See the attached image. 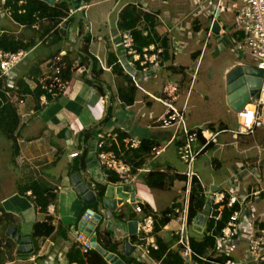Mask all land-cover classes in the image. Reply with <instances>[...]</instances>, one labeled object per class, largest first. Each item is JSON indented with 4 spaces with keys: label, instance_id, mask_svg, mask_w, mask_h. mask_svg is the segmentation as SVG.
I'll return each mask as SVG.
<instances>
[{
    "label": "crops",
    "instance_id": "0c3cea01",
    "mask_svg": "<svg viewBox=\"0 0 264 264\" xmlns=\"http://www.w3.org/2000/svg\"><path fill=\"white\" fill-rule=\"evenodd\" d=\"M59 1L61 0H56L52 5ZM85 1L86 7L77 10L72 15L73 18L69 21L67 29L56 32L51 41L36 47L29 57L18 66L16 70L18 77L23 75L27 77L26 80L18 81L20 86L18 95L23 97L24 102L10 103L2 109L0 114V243H2L1 247L6 245L0 252V264H69L73 262L79 264L80 256L85 252L82 250L81 244L76 241V234L84 229H81L80 223L87 209L102 214L96 228L99 226L100 242L108 249L99 243L96 236L97 243L105 250L117 255L124 264H172L173 257H169L171 253L179 254L183 258L178 235L175 234V230L180 225L178 220L170 218L169 222L162 226L157 233L154 232L158 248H150L149 252H146L141 245V233L138 231L129 232V222L139 220L143 214H152L155 223H158L162 218L160 214L169 209L173 202L178 201L177 198L170 204L169 200L173 196L167 200L168 195L163 192L176 191L179 182H183V187L184 178L172 179V174L183 175V173L177 172L169 161L165 162V159H162V156L152 158L151 154H147L143 164L132 171V174L135 175L133 178L124 179L117 175L118 179L113 180L107 169L99 163L96 134L97 132H110L117 138V141L112 137L108 138L104 149L114 150L118 153H120L123 141L120 135L123 134L124 137H135L140 141L142 139L155 141L159 145H166L168 150L173 143L169 141L175 128L164 127L158 122L166 107L162 103L165 107L164 110L152 114V117L149 116L148 109H152L158 102L153 96H160L164 86L170 82L180 84L181 102L187 100L188 109L189 103L192 101V87L190 92L189 88L194 80L192 77L187 85L188 71L192 70L195 61L198 60L197 65L199 64L202 50L191 48L184 53V56H190L191 60L187 63L179 62L177 60L178 51H182L185 47L181 40L176 39L175 31L181 29L180 32L184 33V29L190 28L189 35H193V30H200L202 24L199 18L186 21L188 15L179 19L173 14L172 8L165 9L164 5L162 9L159 8L158 11L152 12L150 4L155 0H150V2L148 0H144V2L138 0ZM201 1L204 0H194L195 5H193L192 11L200 12L202 10ZM164 2L166 3L168 0H164ZM235 2L237 1H233V3ZM220 3L223 4L225 10L219 11ZM233 3L228 5L225 0H218L214 4V12L207 27V35L213 36L216 41L208 44L207 50H211V62L214 67L209 71V74L213 72L211 76H216L221 72L227 90V108L235 115L238 126L240 121L238 111L245 107H251L252 99L239 107L236 106L239 102L238 96L233 97L230 101L231 92L228 91V88L230 84H234L233 81L237 77L229 81L228 75L238 66L250 70L257 67L256 60L253 63L249 60H238L244 53L236 51L238 50L236 41L242 38V33L237 28L236 31H231V26H228L227 29L225 22L219 18L222 13L233 9L235 11ZM79 4L83 5L82 0ZM75 5V0H71L70 7L76 8ZM4 9L8 15L7 8L4 7ZM163 9L164 12H162ZM4 16L6 15L3 12L0 16V35L7 33L24 44H35L43 37L44 28H53L48 19L43 20V28H36L12 17L16 28L8 29L2 25ZM135 18L136 20H134ZM44 21H48V24L45 25ZM132 24L134 28L127 29L138 32L135 36L138 48L147 46L148 39L149 43L159 41L164 47V66L161 70L168 71V80L160 85L158 78L150 80L156 76V72L139 74L140 86H136L134 102L128 104L120 95L128 97L125 90L131 76L124 72L119 61L126 63L129 56L121 44L119 34L125 29L124 26ZM188 46L189 44L186 47ZM232 48L235 52L230 55L228 50H232ZM59 51L68 53L74 68L63 94L59 95L56 90H53L50 96L43 92L39 78L46 70L50 54ZM232 57L234 61H232ZM114 66L115 68H113ZM78 73L80 74L78 75ZM257 77L255 76V78ZM98 86H102L104 91L101 92ZM248 90L246 88L245 94ZM44 94L48 98V104L41 105L40 97ZM200 103L198 99L193 98V107ZM218 126L227 127L223 121L219 125L211 122L204 127L199 124H193L190 127L216 128ZM91 127H94L93 131H88L87 129ZM228 134L231 135V133ZM84 135H86L85 138H83ZM231 137L232 140L229 137V140L223 144L234 147L240 153L234 157L228 154L227 161L226 157L224 158L225 165L229 166L234 174L230 180L228 177L226 179L229 183L228 189H252L258 185L256 171L259 169V173L264 174V126L257 128L253 134L241 135L237 139L232 135ZM215 147L217 148V144L210 145L205 151ZM135 149L137 148L122 155L133 167L140 160L131 155ZM75 151H78L79 155L71 157L70 154ZM222 161L216 158L212 160V163L219 166L223 165L224 161ZM247 163L251 165L247 166ZM209 166L211 164L205 161L204 167L209 168ZM141 168L145 169V173L139 172ZM153 171L165 173V185L163 188L152 187L161 190V193H151L150 196H147L143 190L139 191L135 184L140 176L141 180L146 178V183L150 186L148 174ZM75 173H79L82 181L96 192V187L99 185L105 186L106 191L109 186L122 188V196L114 195L115 199L122 202L117 203L112 209L111 217L107 215L108 207L104 204H99V202L89 204L83 199L72 178ZM219 184L213 183L212 188H220ZM182 187L177 190L178 195L181 194ZM206 188L208 189L207 186ZM48 193H55L57 197L49 202L47 211H44L39 197L46 200L45 197ZM136 200L141 202L144 213L137 211ZM261 205L263 206L261 211L255 202L248 205L249 219L243 220L241 238L232 251L234 255L238 247L243 245L241 243H244V246L239 249L238 257L235 256V259L239 260L241 264H257L252 262L247 254V246L251 223L256 225L257 229L264 227L262 216L264 201ZM222 210V208H215L213 214L221 215ZM49 218H52L55 227L53 232L49 236H35L33 229L36 222L47 221ZM210 218L214 217H209L204 206L202 212L189 224L190 241L192 238L198 242L203 241L204 236L208 233L207 223ZM96 228L91 230V233L88 234L89 237L95 234ZM14 229H16V234H21L22 237H31L32 251L26 253L18 251L20 242L8 234V231L12 233ZM127 242L130 243L128 247ZM110 246L116 251L109 250ZM160 246L162 252L159 251ZM211 247L209 246L204 252L199 253L206 254ZM213 254H218V252L214 251ZM183 260L185 261L184 258ZM107 261L109 264H114ZM183 264H187V262L185 261Z\"/></svg>",
    "mask_w": 264,
    "mask_h": 264
},
{
    "label": "built area",
    "instance_id": "2783aa9c",
    "mask_svg": "<svg viewBox=\"0 0 264 264\" xmlns=\"http://www.w3.org/2000/svg\"><path fill=\"white\" fill-rule=\"evenodd\" d=\"M7 0H1V3H6ZM27 0H20V4H25ZM86 3L77 8H70L68 15L72 16L81 8H85ZM237 18V29L241 31L242 38L236 41V46L243 52L251 53L256 59V73L261 72L257 79L259 87L256 93L249 97L252 99L250 106L238 111L240 121L236 128L220 127V128H191L187 122V100L181 102L182 90L177 82L166 84L160 96H153L154 99L163 103L166 107L165 112L159 117L158 122L164 127H174L175 131L169 142H173L177 146V153L182 162L186 164L184 175V186L182 189V197L178 201L172 203L171 207L160 215L170 218H175L180 225L175 230L178 235V242L181 246V255L187 264H202L209 262L211 264H241L235 259L232 251L236 248L241 238L242 222L249 219L248 205L250 203H258L264 201V174L256 171L258 185L252 189H207L200 180L198 174L194 170L196 159L210 146L218 144L220 136L223 133H231L234 138H239L241 135L253 134L257 128L264 126V0H237L233 3ZM219 11L225 10L222 3L218 5ZM11 17V11L7 8ZM20 13L25 12V8L18 10ZM14 18V17H13ZM32 26L39 28L40 23L47 18H39ZM41 20V21H40ZM217 20V18H215ZM69 21L68 18L54 24L51 22L52 29H43V37L31 45L29 48H20L18 50H6L0 47V114L3 108L10 103H23L24 99L18 95V81L26 80L25 75L18 77L16 70L18 66L25 61L31 52L40 44H47L53 39V35L60 30H64V24ZM215 23V22H214ZM44 26L42 25V28ZM214 25L212 26V28ZM68 28V27H67ZM120 40L129 59L126 63L119 61L122 68L134 80L136 86H140V74H151L160 70L164 66V47L159 41L151 42L143 48L136 46L135 35L132 29H125L120 32ZM73 69V63L68 57L66 51L52 52L48 58L46 70L39 78V82L44 86L49 87V91L56 90L59 95L63 94L67 86V81L64 78L66 69ZM251 76H253L250 73ZM257 76V75H256ZM255 77V76H253ZM189 88V92L191 90ZM252 91V88H249ZM248 100V101H249ZM41 105L48 104V98L44 94L40 97ZM94 127L87 129L93 131ZM87 131V132H88ZM86 134V133H85ZM86 135L83 136L85 138ZM117 138L112 136L110 132H97L96 145L99 149L98 158L101 166L107 171L115 173L124 179H131L133 175V165L128 163L122 155L138 148L141 141L135 137H124L120 153L114 150L104 149L108 138ZM234 144V143H233ZM236 145V143H235ZM166 145L156 144L152 146V158H158L166 149ZM79 152L75 151L70 154L71 157L78 156ZM250 166L251 164H246ZM144 168H141L143 170ZM139 172H141L139 170ZM195 179L200 183L207 200L205 203V211L209 217L223 219L225 225L221 232L216 235L215 245L209 249L206 254L197 252L191 245L188 228L190 224L189 207L191 203L193 185ZM135 201V200H134ZM137 201L136 209L139 213H144L142 204ZM139 202V203H138ZM215 208H222L221 215H214ZM87 209L83 219L93 223L94 228L99 224L101 217L95 213H101ZM53 211V208H52ZM1 214V213H0ZM155 218L152 214H143V217L138 220L137 231L141 233V245L149 252L150 248H158L157 241L154 237ZM93 228V229H94ZM86 228L80 230L76 234V241L81 244L82 250L87 253L91 249H95ZM34 232V229H33ZM248 234V255L252 262L261 264L264 262V227L258 228L251 223ZM91 233V230H90ZM95 235V234H94ZM217 251L218 254H213ZM220 256L225 257L223 261H219ZM69 264H77L75 262Z\"/></svg>",
    "mask_w": 264,
    "mask_h": 264
},
{
    "label": "rangeland",
    "instance_id": "374dc122",
    "mask_svg": "<svg viewBox=\"0 0 264 264\" xmlns=\"http://www.w3.org/2000/svg\"><path fill=\"white\" fill-rule=\"evenodd\" d=\"M141 2H144V0H138ZM150 2V0H148ZM228 5L232 4L233 1L237 0H225ZM218 0H204L201 1V11L200 12H195L192 11L194 0H168V2H164V0H155V2L150 4V9H152V12L158 11L159 8H164L167 9L172 8L173 9V14L178 17L179 19H182L183 16L188 15V18L186 21H189L193 18H199L201 21V28L198 31L193 30V35H189L190 33V28L184 29V33L180 32L178 29L175 31V34H177L178 40H181L184 49L182 51H178V58L177 60L181 63H187L191 60L190 56H184V53L189 51L191 48L197 49V50H202V56L200 58V62L198 63V60L195 61V65L192 67V70L188 71L189 72V78L187 81V85H189L191 78L194 77L193 83H192V90H191V97L192 101L189 103V107L187 109V118L190 126H193V124H199L204 126H207L209 123H215L216 125H219L222 121L227 125V127L230 128H236L237 124L235 121V115L231 111L228 110L227 108V102H226V87L224 85V79L221 77V72L217 73L216 76H211L209 74V71L213 70V64L211 62V50H207L208 44L215 43L216 39L213 36H208L207 35V27L209 25V22L212 18V14L214 12L213 6L216 4ZM6 16L2 19V25L6 26L8 29H14L16 26L13 23V18L10 16V14L7 15V12L4 9V4L1 3L0 0V16H2V13ZM164 12V9L163 11ZM219 18L225 22L226 28L228 29V26H231V31H236L237 28V18H236V13L233 10L228 11L226 13L220 14ZM181 23V22H179ZM44 24L47 25L48 21H44ZM143 25H145V22H143ZM39 28H42V23H40ZM177 29V28H176ZM189 44L188 47H186ZM238 53H240V49L236 50ZM230 55H233V52H235L232 48V50H228ZM238 60L241 61H246L249 60L252 63L256 60L255 57L249 53V52H244L242 57H239ZM232 61H234V58L232 57ZM170 63V62H169ZM162 69V68H161ZM158 70L156 73V76L152 79H157L160 82V85H162L164 82L168 80V71L164 69L163 70ZM196 69V72H195ZM216 71V70H215ZM80 73H78L79 75ZM193 98L198 99L201 103L197 104L196 107H193ZM160 102V101H158ZM156 102L154 107L152 109H148L149 111V116L152 117V114L162 112L164 110V105L160 102ZM149 107V106H147ZM142 117V116H141ZM159 128V126H158ZM220 128V126L216 127ZM232 137L230 134H222L220 136V144H217V148H211L202 153L195 161L194 163V170L197 174H199L201 180L203 183L208 187L209 190L213 189L212 185L213 183H220L218 186L222 189H228L229 188V183L227 182V177L230 180L232 178L233 172L229 168V166L225 165V160L224 158L226 157L227 161V155L230 154L234 157V155L240 153L237 152L234 147L232 146H227L226 143L228 138ZM235 140V139H234ZM167 150V149H166ZM242 154V153H241ZM243 155V154H242ZM162 156V159H165L166 161H169L176 169L177 172L184 173L186 171V164L182 162L181 158L179 157L177 153V146L172 143L168 150L165 152H162L160 157ZM159 157V158H160ZM219 159L223 160L224 163L223 165L216 166L215 164L212 163L213 159ZM205 161L208 162V164H211L209 168L204 167ZM222 161V162H223ZM229 168V169H228ZM145 169L141 170V173H145ZM260 172V171H258ZM140 177V176H139ZM137 178L138 181H136V187L138 188L139 191L143 190V192L147 195L150 196L151 193H161V190L159 189H153L146 183V178L140 179ZM140 179V180H139ZM183 182H179V187L176 188V191L171 190V191H165L166 195H168L167 200H169V197H172L169 202L170 204L178 198L181 199L182 197V187ZM181 189V194L178 195L177 190ZM174 192V193H173ZM180 196V197H179ZM263 201H260L257 204L258 209L261 211L263 209V206L261 205ZM169 204V205H170ZM264 218V214L262 215ZM191 230V226H190ZM242 246H244V243ZM241 245L238 247V249L234 253V257L238 255L239 249L242 247ZM248 247V246H247ZM238 257V256H237Z\"/></svg>",
    "mask_w": 264,
    "mask_h": 264
},
{
    "label": "trees",
    "instance_id": "16d2710c",
    "mask_svg": "<svg viewBox=\"0 0 264 264\" xmlns=\"http://www.w3.org/2000/svg\"><path fill=\"white\" fill-rule=\"evenodd\" d=\"M19 1L20 0H7L6 3H4V7L8 8L11 11L12 16L17 21H20L22 23H26L27 25L32 26L33 24H35V22L38 21L37 16H39V18H41V19L47 18L48 20H50V22H53L54 24L59 23L61 20L65 19V18H68L69 21H71L73 18L72 16L68 15L69 10L71 8L70 7L71 0H61V1H59L53 5L48 3L45 0H27V2L25 4H20ZM20 8H25V12L20 13L18 11ZM134 20H136V18ZM134 23H136V22L134 21ZM130 27L134 28V25L132 24V25L124 26L125 29L130 28ZM133 32H134V30H133ZM137 33H138L137 31L134 32L135 36ZM149 42H150V40L148 39L146 41V44H149ZM30 46H31L30 43L24 44L19 39H15L12 35H8L7 33L0 35V47L4 48L6 50H13L14 51V50H18L20 48H29ZM86 48H87V46H86ZM113 68H115V66ZM116 68H118L117 65H116ZM71 71L72 70L70 68L69 69L67 68L65 70V72L63 73L64 78L67 82L71 78ZM120 72H122V71H120ZM98 87H99L101 92L104 91L102 86H98ZM41 88H42L43 92H46L48 95L51 96V91L48 90L49 87L44 86L42 84ZM135 89H136V84H135L134 80L130 77L129 83H127V88L125 90L128 97L121 94L120 95L121 98H123V100H125V102H127L128 104L133 103L134 102ZM120 138L122 140L124 138V134L122 136L120 135ZM156 144H159V143L152 141V140H149V139H142L141 146L139 148L135 149L134 152L131 154L135 158L140 159L139 162H137L136 165L133 167V171L136 170L137 166H140L143 164V162L145 161L146 155L150 154L152 146H154ZM109 173L111 174L113 180L118 179L117 174L111 173L110 171H109ZM165 177H166V175L164 172H161V171L150 172L148 174V180H149L150 186L153 188H163L165 185ZM177 177L184 178V175L179 174V173L172 174V179H175ZM96 189H97L98 194L101 197L106 192L105 186L99 185L96 187ZM56 197H57V195L55 193H48V195L45 197L46 200H42L41 197H39V200H41L42 208L44 211L45 210L47 211V207L49 205V202L52 200H55ZM206 200H207V197H206L203 189L201 188L200 183L198 182L197 179H195V183L193 185V190H192L191 203H190V207H189L190 222H192L194 220V218L202 212L204 205L206 203ZM169 220H170V217L162 216V218L159 219V222L155 223L154 232L157 233L162 228V226H164L167 222H169ZM224 225H225L224 220L210 218L208 223H207L208 233H206L202 242H198L195 240V238H192V240H191L192 247L198 252H204L206 250V248L209 246L213 247L215 245L216 235L221 232ZM54 228L55 227L52 223V218H49V220H47V221L36 222V224L34 226V232L33 233L35 234V236H39V237L49 236L53 232ZM95 234L98 238L99 243H101L100 242L99 226L96 228ZM1 244L2 243H0V252H1V250L4 249V247H6V245L5 246L2 245V247H1ZM102 246L105 249H108V247H106L104 244H102ZM109 250L116 251L115 248H113L111 246L109 247ZM159 251L160 252L163 251L161 246L159 247ZM159 255L161 256L162 253ZM170 256L173 257V263L172 264H183L185 262L179 254H176V253L172 254L171 253L169 255V257ZM224 259H225V257H223V256H220L218 258L219 261H223ZM80 263L81 264H109V262L106 260L104 255L102 253H100L99 251H97L96 249H91L89 252L84 253V255L82 254V256H80L79 264ZM168 264H170V263H168ZM203 264H211V263L204 262Z\"/></svg>",
    "mask_w": 264,
    "mask_h": 264
},
{
    "label": "water",
    "instance_id": "95a60500",
    "mask_svg": "<svg viewBox=\"0 0 264 264\" xmlns=\"http://www.w3.org/2000/svg\"><path fill=\"white\" fill-rule=\"evenodd\" d=\"M49 3H54L56 0H45ZM81 0H75L76 2V8L80 6L79 2ZM83 3H86L85 0H82ZM69 24V21H66L64 24V30L67 29ZM250 73L253 76H260L261 72L256 73V69H244L242 66H238L235 69H233L229 75V81H231L233 78L237 77L236 80H234V84L233 85H229L228 91L231 92L230 94V101L233 99V97L238 96L239 98V102L237 103L236 106H241L243 105L245 102H247L249 100V97L254 95L256 93V91L258 90L259 85V81L261 82V78L257 79L253 76L250 75ZM236 87V89L234 90V88ZM246 88H252L253 90L250 91L248 90L245 94ZM234 90V91H233ZM233 92V93H232ZM241 97V99H240ZM73 181L78 189V191L82 194L83 199L89 203L92 204L93 202H99V204H104L106 207H108L107 210V215L109 217H111L112 215V209L115 208V206L117 205V203L122 202V201H118L117 199H115L114 195H118V196H122V188L121 187H114V186H109L108 190L105 193V197H101L95 190H93L87 183H85L84 181H82V178L80 176L79 173H75L73 175ZM133 198V195H132ZM122 200V199H121ZM92 212H94L93 210H91ZM98 217H101L102 215L95 213ZM81 229L86 228V232L87 234H90V230H92L94 228L93 223L88 222L85 219L81 220ZM137 226H138V220H131L129 222V227H130V233H134L135 231L137 232ZM8 234L11 235L12 237H15L19 242H20V247L18 249L19 252H29L33 250V245H32V239L31 237H22L21 234H16V229H14L11 233V231H8ZM91 243L92 245L95 247V249H97L100 253H102L107 260L113 262L114 264H124L123 261L117 256L115 255L113 252H109L107 250H105L103 247H101L100 244L97 243L96 241V235H93L90 237ZM128 245L127 247L130 245L129 242H127ZM26 246H30L29 248H27Z\"/></svg>",
    "mask_w": 264,
    "mask_h": 264
},
{
    "label": "bare ground",
    "instance_id": "6f19581e",
    "mask_svg": "<svg viewBox=\"0 0 264 264\" xmlns=\"http://www.w3.org/2000/svg\"><path fill=\"white\" fill-rule=\"evenodd\" d=\"M165 56V55H164Z\"/></svg>",
    "mask_w": 264,
    "mask_h": 264
},
{
    "label": "clouds",
    "instance_id": "9594fccd",
    "mask_svg": "<svg viewBox=\"0 0 264 264\" xmlns=\"http://www.w3.org/2000/svg\"><path fill=\"white\" fill-rule=\"evenodd\" d=\"M86 2V1H85Z\"/></svg>",
    "mask_w": 264,
    "mask_h": 264
}]
</instances>
